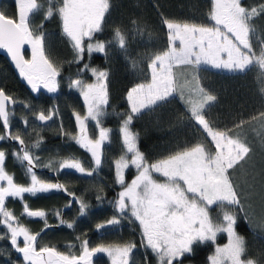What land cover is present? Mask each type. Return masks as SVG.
Masks as SVG:
<instances>
[{"label": "snow or ice", "instance_id": "obj_1", "mask_svg": "<svg viewBox=\"0 0 264 264\" xmlns=\"http://www.w3.org/2000/svg\"><path fill=\"white\" fill-rule=\"evenodd\" d=\"M15 4L16 18L0 12V49L7 52L33 93L41 89L57 93L61 67L46 54L42 26L34 29L30 24V16L42 5L38 0H15ZM109 10L110 0H61L59 7L47 8L45 19L51 18L54 12L58 13L63 34L72 44L75 55L70 63L84 61L85 52L88 56L93 53L107 54V47L113 41H99L95 36L102 30ZM261 14H264V3L246 7L242 0H211L209 24L164 19L166 48L146 57L150 79L137 83L127 91L128 111L123 114L119 127L122 154L114 161L115 183L120 191L112 203L119 216L127 214L130 221L138 223L141 245L156 256L158 264H183L184 257L194 254L195 245L215 243L219 233H226L228 242L223 247L215 248L214 254L208 257L210 264H257L253 259L243 258L246 241L236 231L238 212L234 209L238 208L244 214L250 227L254 225L255 213L251 204H245L244 195L233 177L239 169L251 163L253 148L245 137L246 128L260 137V144L264 147V110L247 119L240 118L232 128L219 130L206 118V109L217 97L201 86L198 72L206 67L245 73L250 67L258 66L264 73V40L259 41L258 51L252 40L256 32L253 19ZM114 42L127 52V36L119 28L115 30ZM25 45L31 49L30 59L24 56ZM85 73H90L94 80L88 82L84 79ZM107 80L106 70L83 63L75 78L69 77L67 85L70 90L78 91L86 109L83 115L73 112L77 132L68 135L90 154L94 167L89 170L79 158L67 157L50 160L44 165L50 171L70 169L92 176L100 169L103 148L112 132L111 128L104 126L109 103ZM260 91L264 93V86ZM173 99H179L185 106L187 118L194 122L214 147L209 148L205 143L198 142L149 162L139 149L138 133L131 126L135 119ZM15 103V99L0 88V122L5 129L0 141L11 139L22 146V155L15 151L13 155L27 162L30 183L25 186L14 181L13 175L5 168L6 152L0 150V226L6 229L5 233L0 234V240L8 239L11 248L22 256L24 264H93V257L97 253L107 254L111 264H134L133 251L137 247L134 242L90 247L89 241L84 239L78 254L70 250L59 251L54 246H38L40 233H33L6 206L8 198L23 201L25 194L35 196L38 193L64 191L72 198L69 205L72 201L79 205L80 215H84L88 208V204L68 191L64 184L38 177L34 168L40 163L39 157L29 151L19 134L9 131L12 115L9 106ZM57 111L49 109L46 114L41 110L35 114L36 119L51 121ZM89 121L94 122L98 130L95 137L90 135ZM41 140L38 137L31 148H39ZM129 168L134 169L136 174L130 182H126L125 173ZM97 199L101 197L98 195ZM213 206L222 211L216 218L210 215ZM22 214L44 220L45 228L51 226L44 210H33L26 202ZM55 215L59 219L61 214L57 211ZM106 223L108 226L117 225L120 219L114 216ZM60 224L73 228V223L63 219H60ZM105 226L97 224L96 228L99 230ZM255 227L264 229V217ZM2 254L3 249H0ZM8 256L10 258V254Z\"/></svg>", "mask_w": 264, "mask_h": 264}, {"label": "trees", "instance_id": "obj_2", "mask_svg": "<svg viewBox=\"0 0 264 264\" xmlns=\"http://www.w3.org/2000/svg\"><path fill=\"white\" fill-rule=\"evenodd\" d=\"M39 1L42 7L32 15L30 24L34 29L42 26L46 54L61 67L60 88L57 93H48L44 89L33 93L31 88L18 77L7 58L0 56V87L16 100L15 105L9 109L12 113L10 132L19 134L29 151L35 157H39L40 163L36 166L37 169H34L35 172L45 179L60 181L68 191L82 198L88 204L89 210L85 216L78 217L79 205L74 201L73 206L67 208L71 197L64 191H50L35 196L25 194L23 201L19 198H8L6 206L34 233L39 232L45 223L42 219L32 220L23 215L24 202H27L30 208L44 210L47 213L48 224H57L42 234L38 246H54L64 252L73 248L78 254L80 251L78 248L84 239L89 241L90 247L134 242L137 245L133 251L134 264H158L156 256L141 245L139 225L130 221L128 215L121 219L122 223L118 227L98 230L96 225L119 216L114 206L107 203V200L114 198L120 188L115 183L114 161L122 154L119 127L123 114L128 111L126 94L137 83L147 82L150 79L146 57L166 48L167 30L163 20L209 24L211 0H110V10L105 16L102 30L96 34L95 39L113 42L108 45L106 55L93 53L88 56L85 52L84 61L79 64L70 63L75 54L70 40L63 34L59 14L54 12L51 18L45 19L48 3H45L46 0ZM261 3H264V0L242 1L246 7L258 6ZM59 4L60 1L57 0L54 8L59 7ZM11 11L13 13L12 8ZM5 12H9L7 7ZM253 24L256 32L252 40L258 51L259 41L264 40V14L255 17ZM117 28L127 36L126 53L114 42ZM83 63L108 72L109 103L106 106L108 114L104 123L112 129V132L109 142L103 148L102 165L92 176L70 169L53 172L44 166L52 159L75 157L79 158L89 170L93 167L90 154L81 149L68 135L77 132L73 112L81 114L85 109L79 93L70 90L67 86L69 77L75 78L77 70ZM198 76L201 86L217 97L211 107L206 109V118L219 130L232 128L233 123L238 122L240 118L247 119L259 110H264V93L260 91L264 86V73H261L258 66L250 67L245 73L202 67ZM49 109L58 110L57 114L48 123L40 124L35 114L41 110L47 112ZM131 127L138 133L139 149L149 162L198 142L205 143L209 148L214 147L194 122L187 118L185 106L179 99H173L154 111L146 112L135 119ZM4 133L5 129L0 122V135ZM38 137L42 138L40 147L31 148ZM245 137L253 148L249 165H256L254 163L256 162L260 166L259 168L256 165L259 169H264V147L260 144V137L247 128ZM0 149L6 152V170L13 175L15 181L27 184L29 182L27 162L13 155L14 151L22 155L21 145L6 139L0 142ZM133 172L132 169L129 170L128 175ZM98 195L101 197L99 200ZM234 210L238 212L236 231L246 241V253L243 258L264 264V231L259 230L261 229L259 227H256L257 229L250 227L244 214L239 212L238 208ZM57 211L61 214L60 219L73 223V228L69 229L66 225L60 224V219L55 215ZM210 214L216 218L221 212L218 207L213 206ZM262 217L264 216H254V222L258 223ZM0 228L4 230L1 226ZM226 240V234L222 233L216 243L206 242L195 245L194 254L184 257L183 263L209 264L208 257L213 255L217 244H224ZM0 249L4 252L0 255V264L23 262L22 256L11 248L8 239L0 240Z\"/></svg>", "mask_w": 264, "mask_h": 264}, {"label": "rangeland", "instance_id": "obj_3", "mask_svg": "<svg viewBox=\"0 0 264 264\" xmlns=\"http://www.w3.org/2000/svg\"><path fill=\"white\" fill-rule=\"evenodd\" d=\"M47 2H45L46 4L48 3V7L49 6H53L56 5L57 3V0H46ZM61 2V0H58ZM243 1V0H242ZM38 3H41L39 0H38ZM60 5V4H59ZM93 67V66H92ZM227 71V70H225ZM84 79H86L88 82H92L94 80V78L91 76L90 73H85L84 74ZM61 78L58 77V80H60ZM108 89V88H107ZM76 91V90H75ZM78 92V91H76ZM82 98V97H81ZM46 112V111H45ZM86 112V109H84V112L81 113V115L85 114ZM38 113V112H37ZM47 114V112H46ZM35 118H36V115H35ZM38 121V120H37ZM49 122V121H48ZM47 122V123H48ZM46 124V123H45ZM104 126L105 123H104ZM108 127V126H106ZM110 128V127H109ZM89 129H90V135H92L93 137H95L97 134H98V130L96 129L95 127V124L94 122H91L89 121ZM1 142V141H0ZM106 144V143H105ZM1 150V149H0ZM83 163V162H82ZM259 168L260 166L258 165V163L254 162ZM84 164V163H83ZM85 165V164H84ZM256 165L252 164L251 166L248 164L246 165L243 169H239L235 174H234V180L236 181V184L238 186V189L243 193L244 195V202L247 203V204H251L252 205V208H253V211L255 213V216H264V169L261 168L259 169ZM86 167V166H85ZM94 167V165H93ZM132 168H129L126 170V173H125V177H126V182H130L132 178H134L135 176V170L132 169L134 172L129 176L128 175V171L131 170ZM254 169V171H253ZM7 171V170H6ZM8 172V171H7ZM9 173V172H8ZM38 177L39 178H42L44 179L45 181H50V182H54L55 181H52L50 179H45L43 178L38 172H36ZM96 173V172H94ZM10 174V173H9ZM12 175V174H11ZM254 177V179H253ZM14 178V177H13ZM158 179H162L161 177L157 176ZM15 181V179H14ZM17 182V181H15ZM19 183V182H17ZM30 183V176H29V182L27 184H22V185H28ZM21 184V183H19ZM120 191V188L118 189V192ZM39 194V193H38ZM116 198V196L112 199H108L107 200V203H110L114 206V204L112 203L114 201V199ZM25 203V202H24ZM27 203V202H26ZM73 206V205H72ZM88 208L85 210V214L84 215H80V213H78V217H82V216H85L87 213H88ZM226 210H230V209H226ZM219 211L221 212L222 214V211L221 209H219ZM211 215V214H210ZM127 216V214L125 215ZM117 218L120 219V223L117 224V225H111V226H108L107 225V221L103 224H105L106 226L100 230H103V229H107V228H113V227H118L121 225L122 223V218L123 217H119L118 215L115 216ZM113 218V217H112ZM60 219V218H59ZM111 219V218H110ZM255 222H254V225L253 227H255ZM2 227V226H1ZM4 228V227H2ZM256 228V227H255ZM257 229V228H256ZM261 231H264V229H259ZM6 232V229L4 228V230H2L0 228V234H3ZM33 232V231H32ZM34 233V232H33ZM222 234V233H219L217 235V238H216V241L219 237V235ZM226 234V233H225ZM227 236V234H226ZM215 241V243H216ZM228 242V237H227V240L224 244H217L216 247H223L225 244H227ZM21 245H22V240H21ZM80 249V248H78ZM70 251L74 252L75 253V250L73 248H70L69 249ZM214 254V253H213ZM98 256H99V261H103V262H110L111 264V260L110 258L107 256V254L105 253H98ZM97 259V258H96ZM95 260V259H94ZM95 263V261H93V264ZM16 264H24V262L22 263H16ZM183 264H188V263H183ZM210 264V262H209Z\"/></svg>", "mask_w": 264, "mask_h": 264}, {"label": "flooded vegetation", "instance_id": "obj_4", "mask_svg": "<svg viewBox=\"0 0 264 264\" xmlns=\"http://www.w3.org/2000/svg\"><path fill=\"white\" fill-rule=\"evenodd\" d=\"M5 7H7L9 9V12H5ZM13 10V13L11 11V8ZM1 9H2V12H4L6 15L12 17V18H16L17 16V6L15 4V0H2L1 2ZM32 18V15L30 16V20ZM0 56H4L6 57L4 54H0ZM25 56L27 59H30L31 58V49L28 48L26 51H25ZM7 58V57H6ZM8 60V59H7ZM10 63V62H9ZM27 84V83H26ZM28 85V84H27ZM29 86V85H28ZM30 87V86H29ZM97 258V259H96ZM95 259V260H94ZM93 261H95L94 264H110V262H103V261H99V256H98V253L93 257Z\"/></svg>", "mask_w": 264, "mask_h": 264}, {"label": "water", "instance_id": "obj_5", "mask_svg": "<svg viewBox=\"0 0 264 264\" xmlns=\"http://www.w3.org/2000/svg\"><path fill=\"white\" fill-rule=\"evenodd\" d=\"M1 2H2V0H0V12H2V9H1ZM10 17V16H9ZM28 48H30L28 45H25L24 46V56H25V51L28 49ZM4 54L6 57H7V59H8V61L10 62V64H11V66H12V68L14 69V71L16 72V74L18 75V77L22 80V81H24L25 83H27L20 75H19V71L15 68V66H14V63L12 62V60H11V58H10V56L7 54V52L5 51V50H3V49H0V54ZM25 58H26V56H25ZM27 59V58H26ZM1 88V87H0ZM6 92V91H5ZM7 93V92H6ZM8 94V93H7ZM10 95V94H9ZM12 96V95H11ZM13 97V96H12ZM14 98V97H13ZM15 99V98H14ZM12 106H14V104H12V105H10L9 106V108L10 107H12ZM40 124H45V123H47V122H41V121H38ZM9 131H10V129H9ZM13 142H16V143H18L17 141H14V140H12ZM19 144V143H18ZM22 147V146H21ZM34 169H37V167H35ZM53 172H55V171H53ZM59 183H60V181H59ZM71 200H72V198H71ZM74 204V201H72V203L70 204V205H68L67 206V208H69V207H71L72 205ZM31 209H33V210H41V209H35V208H31ZM26 216V215H25ZM27 217V216H26ZM28 218V217H27ZM29 219H32V220H40V218H29ZM64 220V219H63ZM49 225H51L50 227H47V228H45V226L39 231V233H40V236L38 237V241H39V239H40V237L42 236V234H44L48 229H50V228H52L53 226H56L57 224H49Z\"/></svg>", "mask_w": 264, "mask_h": 264}]
</instances>
